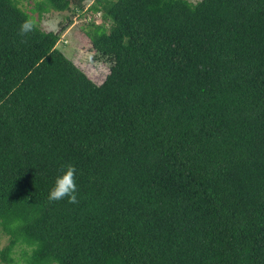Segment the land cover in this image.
Here are the masks:
<instances>
[{
    "label": "trees",
    "instance_id": "16d2710c",
    "mask_svg": "<svg viewBox=\"0 0 264 264\" xmlns=\"http://www.w3.org/2000/svg\"><path fill=\"white\" fill-rule=\"evenodd\" d=\"M89 8L110 22L88 32L101 82L56 47L70 15L46 30L0 0L1 258L264 264V0ZM69 164L77 202L50 201Z\"/></svg>",
    "mask_w": 264,
    "mask_h": 264
},
{
    "label": "rangeland",
    "instance_id": "374dc122",
    "mask_svg": "<svg viewBox=\"0 0 264 264\" xmlns=\"http://www.w3.org/2000/svg\"><path fill=\"white\" fill-rule=\"evenodd\" d=\"M17 1L29 13L30 17L41 28L46 30H58L60 23L66 21L67 16L70 15L72 22L60 34L56 47L84 69L94 81L101 82L105 78L109 71V64L106 60L95 57V50L91 47L88 32L97 24L108 28L110 22L104 16L102 10L89 8L95 0H84V6L81 9L76 5L78 0H72L70 9L63 11L53 9L40 10L39 4H41L42 0ZM7 242L8 235L2 230L0 225V248ZM25 249L27 247L24 244H16L11 252L12 261H5L0 256V264H28L26 256H24ZM51 264L58 263L52 262Z\"/></svg>",
    "mask_w": 264,
    "mask_h": 264
},
{
    "label": "clouds",
    "instance_id": "9594fccd",
    "mask_svg": "<svg viewBox=\"0 0 264 264\" xmlns=\"http://www.w3.org/2000/svg\"><path fill=\"white\" fill-rule=\"evenodd\" d=\"M34 22L32 20H25L20 26V34L24 35L34 30ZM62 175L55 180L54 187L50 190L49 200L58 201L68 197L69 203L77 202V185L75 182L76 168L74 165L62 166Z\"/></svg>",
    "mask_w": 264,
    "mask_h": 264
}]
</instances>
